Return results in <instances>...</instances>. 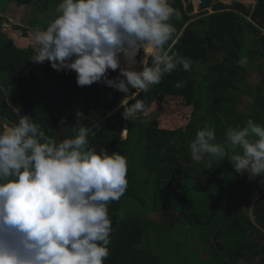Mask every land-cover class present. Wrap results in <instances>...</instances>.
<instances>
[{"label": "trees", "instance_id": "obj_1", "mask_svg": "<svg viewBox=\"0 0 264 264\" xmlns=\"http://www.w3.org/2000/svg\"><path fill=\"white\" fill-rule=\"evenodd\" d=\"M253 1L249 8L238 1L212 5L210 0L213 13L202 10L196 19L191 0H172L180 15L172 20L175 33L168 46L190 58L192 69L180 66L141 92L137 98L144 100L146 111L154 103L159 108L125 121L122 108L114 113L106 109L115 89L102 82L80 87L75 72H57L47 61L33 62V47L6 48L10 38L3 31L8 21L1 16L3 5L30 6L34 0H0V126L14 125L27 115L59 142L53 122L66 137L74 135L72 128L79 122L89 127L99 123L100 129L89 135L90 145L128 158L127 191L109 205L114 232L105 264H264V178L245 174L244 179L227 158L193 161L189 150L197 130L206 125L215 126L217 142L223 143L229 127L250 118L264 124V0ZM35 22L22 23L38 27ZM14 28L28 37L29 29ZM16 38L22 45L30 40ZM258 55L263 59L258 64L261 81L243 115L234 105L242 76L237 61ZM118 75L109 72V78ZM178 82L184 86L177 88ZM172 101L190 112L182 129L161 126L163 106ZM76 104L81 110L67 115Z\"/></svg>", "mask_w": 264, "mask_h": 264}, {"label": "clouds", "instance_id": "obj_2", "mask_svg": "<svg viewBox=\"0 0 264 264\" xmlns=\"http://www.w3.org/2000/svg\"><path fill=\"white\" fill-rule=\"evenodd\" d=\"M56 11L46 28L29 30L30 59L75 72L80 87L102 82L123 93L118 108L125 121L146 114L144 100L137 98L141 92L180 66L192 69L190 58L168 46L172 20L180 15L172 0H60ZM237 64L247 66L248 57ZM110 71L119 75L109 78ZM72 129V137L58 142L27 115L0 126V264H105L109 257V205L127 191L129 161L90 145L99 123L79 122ZM189 150L193 161L227 158L239 175L264 178V124L251 118L227 128L223 143L215 126L206 125Z\"/></svg>", "mask_w": 264, "mask_h": 264}, {"label": "rangeland", "instance_id": "obj_3", "mask_svg": "<svg viewBox=\"0 0 264 264\" xmlns=\"http://www.w3.org/2000/svg\"><path fill=\"white\" fill-rule=\"evenodd\" d=\"M191 1L194 5V9H195L194 14H195V16H197L196 19L201 18L202 16H200V15H201L202 10L199 7L200 0H191ZM217 1H220V2L224 3L225 5H232L234 2L238 1V2L244 4L245 6H247L249 8H252L255 4L253 2V0H211V4L213 5ZM59 3H60V0H59V2H56L57 5ZM56 4L54 2H52V5L49 3V5H48L49 9H47L46 11H45V7H43V8L39 7V10L41 11L39 13L36 10L37 9L36 6L32 9V6H34V5H30V6H28V8H25V9L20 8V9H22V11L18 12V13H15V12L11 13V11L13 10L12 4H10L8 6L3 5V9H2L3 14L8 15V18H7L8 21L4 24L3 31L8 34L9 38L14 39L15 44H17L18 46L22 45V44H18V41L16 38L17 33H14V31H12L11 29H15L14 28L15 26L24 25L21 22H26V21L30 22L31 20H34V19H37V22H35L34 24L37 23L38 27L37 26H33V27L41 28V29L43 27L46 28L45 23L47 21H52L58 15V13L56 11V9H57ZM206 11H208L210 14L213 13V10L211 7ZM3 14H2V16H3ZM24 27L27 28L28 26L25 25ZM27 29L34 30L33 28H27ZM16 30L19 33L23 34V31L21 29H16ZM18 36L21 38H24L20 35H18ZM28 38H30L28 44L22 45L20 47H23V48L33 47L31 36L29 35ZM140 55L143 56V53H141ZM139 59H140V57H137V60H139ZM256 59H259V60H257V62L259 61L258 63L256 62ZM262 60L263 59L259 55L256 56L254 59H251L248 57L247 66L241 67L242 76L240 79V83L237 86L236 92L233 93V95L237 97L235 104H234L235 110L237 113L244 115L248 112L247 107L250 104V102L253 101V96L256 92V86L259 85V83L261 81L260 76H262V74L258 69V64H260L262 62ZM245 90L249 93L245 94L244 93ZM263 91H264V86H263ZM114 95L115 96L109 100L108 106L114 105L116 103V100L121 97L119 94L116 95L114 93ZM118 105L119 104H115V106H114L115 109L113 110V113L120 109V108H118ZM159 106L160 105H157L156 103L152 104V106L146 111V114L152 113V111L154 109L159 108ZM80 110H81L80 106L78 104H76V105H74L73 110L67 111V115H70V112L77 113ZM163 110H165V113H166L165 115L161 116V118H160V123H161V126H163V127H167L170 129H175V128H177V129L181 128L182 129L189 122L190 112L183 110V108L180 104H176L175 102L172 101L167 106H163ZM167 110H169V112H167ZM52 126H53L52 131H54V130L56 131L55 134L58 137V140L60 139V137L66 138V131L63 130V128L61 126L56 125V123H54V122H53ZM127 131H128V126H126V124H124L123 131H122V137L123 138L127 137ZM243 177H244V179H246L245 175H243ZM263 194H264V192H262L260 197H262ZM161 219L165 220V218H161ZM175 235L176 234L173 233L170 238L173 240L175 238ZM179 239L182 240L183 238H179ZM238 264H251V263L240 261V262H238Z\"/></svg>", "mask_w": 264, "mask_h": 264}, {"label": "crops", "instance_id": "obj_4", "mask_svg": "<svg viewBox=\"0 0 264 264\" xmlns=\"http://www.w3.org/2000/svg\"><path fill=\"white\" fill-rule=\"evenodd\" d=\"M52 2H54L55 4H56V2H58V0H34V2H33V4L32 5H34V6H32V9L36 6V10H37V12L39 13V12H41L40 10H39V7H41V8H43V7H45V11L47 10V9H49V7H48V5H49V3L52 5ZM57 5V4H56ZM12 7H13V10L11 11V13H18V12H21L22 11V9H20V8H23V9H25V8H28V6H19V5H17L16 3H13L12 4ZM1 16H2V14H1ZM3 16H5L6 18H8V15H4L3 14ZM22 23V22H21ZM44 28V27H43ZM42 28V29H43ZM17 45V44H16ZM18 46V45H17ZM20 46H22V45H20ZM20 46H18V47H20ZM20 48H23V47H20Z\"/></svg>", "mask_w": 264, "mask_h": 264}, {"label": "water", "instance_id": "obj_5", "mask_svg": "<svg viewBox=\"0 0 264 264\" xmlns=\"http://www.w3.org/2000/svg\"><path fill=\"white\" fill-rule=\"evenodd\" d=\"M209 6H210V0H200V5H199V7L201 8V10H203V11H204V10H208V9H209ZM12 30H13L15 33H18L20 36H22V34L19 33L17 30H15V29H12ZM14 45H15L14 40H13V39H10V41H9L8 44L6 45V48L12 47V46H14ZM115 94L117 95V94H119V92H115ZM119 95H120V94H119ZM120 96H121V95H120ZM121 97H122V96H121ZM121 97L118 98V99L116 100V103H115V104H119V103H120ZM115 104L112 105V106H107L106 109H108V110L115 109V108H114Z\"/></svg>", "mask_w": 264, "mask_h": 264}, {"label": "bare ground", "instance_id": "obj_6", "mask_svg": "<svg viewBox=\"0 0 264 264\" xmlns=\"http://www.w3.org/2000/svg\"><path fill=\"white\" fill-rule=\"evenodd\" d=\"M15 33V32H14ZM17 36L19 35L18 33L16 34ZM19 37V36H18ZM15 38V37H14ZM19 38H21V37H19Z\"/></svg>", "mask_w": 264, "mask_h": 264}]
</instances>
